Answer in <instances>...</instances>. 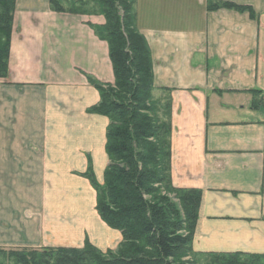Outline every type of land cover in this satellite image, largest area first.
<instances>
[{"label":"crops","instance_id":"1","mask_svg":"<svg viewBox=\"0 0 264 264\" xmlns=\"http://www.w3.org/2000/svg\"><path fill=\"white\" fill-rule=\"evenodd\" d=\"M150 49L153 101L168 107L171 179L202 192L196 253L264 254V0H134ZM216 4L250 8L210 10ZM102 16L17 0L0 82V248H82L123 240L96 212L108 118L90 80L115 82Z\"/></svg>","mask_w":264,"mask_h":264},{"label":"trees","instance_id":"2","mask_svg":"<svg viewBox=\"0 0 264 264\" xmlns=\"http://www.w3.org/2000/svg\"><path fill=\"white\" fill-rule=\"evenodd\" d=\"M87 1V0H86ZM17 0H0V80L9 75L10 47ZM69 0H50L56 13L85 15L66 9ZM87 5L85 0L77 4ZM104 17L96 35L109 46L115 82L90 80L100 102L89 114L109 120L104 185L87 173L96 192V211L111 229L122 234L116 254L99 251L88 241L82 248L20 249L0 254L15 264H193L188 258H209L208 264H264V254L195 253L194 236L202 192L177 189L171 179L169 110L158 117L153 101L154 76L150 49L136 26L134 0H90ZM86 7V6H85ZM220 8L256 14L250 8L216 4ZM155 103L156 106L153 104ZM188 259V260H185Z\"/></svg>","mask_w":264,"mask_h":264},{"label":"rangeland","instance_id":"3","mask_svg":"<svg viewBox=\"0 0 264 264\" xmlns=\"http://www.w3.org/2000/svg\"><path fill=\"white\" fill-rule=\"evenodd\" d=\"M69 2L70 3H68L67 4V6H66V9L67 10H70L72 7V9L73 10H75V11H78V12H83V13H85V15H93V16H99V11H100V9L96 6V5H94V4H88V3H90V0H85V3L87 4V5H83V4H77V0H69ZM86 6V7H85ZM103 26V25H102ZM1 81H3V80H0V82ZM155 106H156V104L155 103H153ZM159 106V109H158V111H160V113L158 114V117H161V116H163V114L165 113V105H163V104H161V105H158ZM87 173H89V174H91V176L95 179V181H96V183L99 185V186H103L104 185V181H103V183H99L98 181H97V179H96V176H95V174H94V172H93V170H92V168L90 167L87 171H86V173L85 174H82L81 176H83V177H85V175L87 174ZM87 180H88V178H86ZM89 181V180H88ZM90 182V181H89ZM91 184V183H90ZM92 186V185H91ZM95 195H97L96 194V192H95ZM96 205H97V198H96ZM97 212V211H96ZM103 222V221H102ZM111 229V228H110ZM89 243H90V241L89 240H87ZM123 241V240H122ZM122 241L121 242H119L117 245H115L113 248H111L110 250H107V251H105V252H103L104 254H107V253H113V254H116L117 253V251L119 250V247L121 246V244H122ZM86 243V242H85ZM91 244V243H90ZM91 245H93V244H91ZM94 246V245H93ZM95 248H97L96 246H94ZM49 248H52V249H54V248H56V247H48V248H44V249H49ZM1 249V248H0ZM98 249V248H97ZM2 250V249H1ZM41 250V249H40ZM43 250V249H42ZM99 250V249H98ZM6 251V254H7V250H5ZM100 251V250H99ZM196 253V252H195ZM3 254V253H2ZM2 254H0V264H15L14 263V261H9V260H7L6 259V257L5 256H3ZM188 259H190L189 260V263H193V264H208L209 263V261L210 260H208L209 258H205V257H202V256H196V258H188ZM188 259H185V260H188Z\"/></svg>","mask_w":264,"mask_h":264}]
</instances>
